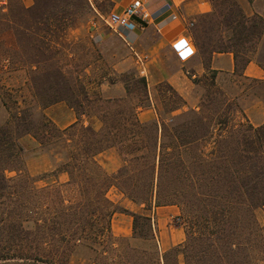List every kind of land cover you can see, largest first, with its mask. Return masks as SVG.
<instances>
[{
    "label": "rangeland",
    "instance_id": "rangeland-1",
    "mask_svg": "<svg viewBox=\"0 0 264 264\" xmlns=\"http://www.w3.org/2000/svg\"><path fill=\"white\" fill-rule=\"evenodd\" d=\"M200 1L206 3L208 12L192 16L184 25L189 38H193L199 46L197 59L204 63L211 55L200 30L199 17L210 13L211 6L207 0ZM236 3L246 16L257 15L264 20V0H252L249 3L246 0H236ZM110 13L111 0H8L6 7L0 11V104L3 109L0 110V146L17 142L21 147V152L13 163L2 162L0 157V168H5L4 180L1 179L0 171V220L9 214L11 218L15 217L12 193L17 177L16 172L10 169H20L34 180V187L41 188L50 174L30 176L25 169V160L39 150L49 155L53 161L60 162L57 156L40 150L33 140L36 146L34 148L29 142L32 139L30 136L17 138L24 129H28L30 133L34 131L41 106L54 98H66L68 104H65L72 105L78 113L96 114L101 105L97 102L100 99L97 90L99 82L119 80L127 87L129 94L122 100L116 99L119 101L115 104H103L110 114L117 109L129 111L138 105L146 108L151 101L158 121L165 124L172 117L171 128L177 129V132L184 130L182 124L190 111L199 118H204L203 125L194 123L190 126L195 140L187 153L180 155L186 162L192 159L187 173L180 168L161 172L162 193L174 195L171 201L179 210L177 220H173L172 224L183 232V241L176 247H183L180 250L187 256L186 262L222 264L233 260L236 264H264L258 261L264 260V246L262 243L258 244L256 229L247 225L242 209L236 207L230 214L224 213L225 216L222 217L226 210L221 198L225 191L221 183L224 162L221 154L217 153H221L222 148L215 147L214 155L209 156L211 143L216 139L211 135L202 138L206 126L210 132L212 129L225 128L222 137L232 132L236 138L237 127L244 124V120L256 127L264 119V83L240 76L245 59L258 58L264 63V42L260 43L257 54L252 51L253 42L246 43L243 49L238 50L233 75L218 77L215 82L207 71L198 78L200 97L196 108L184 110L182 101L165 83H154L149 90L145 85L144 90L138 83L142 77L134 71L121 74L115 72L113 65L116 57L110 50H100L91 34L96 30H109L103 21ZM221 35L223 42L229 37V33ZM117 54L120 55L119 49ZM177 107L179 109L175 110ZM222 111H228L229 117L222 114ZM217 113L220 114L215 121L212 117ZM15 126H18L20 132H16ZM165 130L158 135V144L173 141L168 129ZM146 134L148 142H152L155 133L150 122L146 123ZM185 174L192 180H185ZM176 177L178 179L175 181ZM117 195L119 193L115 189L107 192L108 199L121 211L118 202L115 203ZM37 211L38 208L33 209V214L38 213ZM253 216L256 224L264 227V207L256 210ZM33 217L36 218V215ZM131 225L132 239L118 241L114 253L123 255L128 263L135 261V264H144L147 255L160 258L166 252L159 251L156 231L151 228L150 222L149 228L142 220L133 219ZM27 226L29 230L35 229L33 224L29 223ZM48 252L49 247L39 245V255L43 256ZM85 255L81 253L71 257L68 264H89L93 260L97 264H111L109 256L102 259ZM177 259L178 263L184 264L181 255ZM124 260L118 264H123ZM0 264L43 263L14 259L0 260ZM167 264H174L173 255L168 257Z\"/></svg>",
    "mask_w": 264,
    "mask_h": 264
},
{
    "label": "trees",
    "instance_id": "trees-1",
    "mask_svg": "<svg viewBox=\"0 0 264 264\" xmlns=\"http://www.w3.org/2000/svg\"><path fill=\"white\" fill-rule=\"evenodd\" d=\"M207 1L211 6V12L199 17L201 19L199 26L210 49L209 55L229 53L236 68L238 50L243 49L246 43L253 42V53L259 52L257 49L264 33V20L257 15L246 16L236 0ZM246 1L249 3L252 0ZM221 33H229V37L224 42ZM192 41L198 50V44L193 38ZM248 61L249 58L245 59L241 69ZM257 62L264 69V63L258 58ZM209 72L213 79L214 72ZM262 82L264 83V80ZM138 83L145 90L144 79L140 78ZM124 90L125 97H128L126 86ZM118 101L97 99L101 105L97 108L99 111L92 116L101 123L99 131H93L89 126L80 123L59 130L42 113L31 133L28 129L20 132L18 126H15L16 132H20L18 139L28 135L40 150L58 157L60 160L58 170L64 172L68 180L64 184L36 188L31 177L20 169H10L16 172L17 177L15 190L12 193L15 217L11 218L9 214L0 220V260L68 264L71 257L82 253L102 259L109 256L108 260L111 264L122 263L123 255L114 252L118 247L117 242L126 239L113 238L109 226L113 214L121 213L123 210H117L115 204L108 199L107 192L115 189L123 198L135 205L143 206L145 210L151 207L174 205L171 201L174 195L162 193L161 172L180 168L187 173L192 159L186 162L180 155L186 154L195 140L190 126L194 123L203 125L204 118H199L196 113L190 111L182 124L184 130L177 132V129L171 128L172 117L168 118V123L165 124L160 123L157 117L155 121L150 122L154 127V140L148 142L146 123H139L136 119V113L145 107L138 105L129 111L117 109L110 114L103 106ZM56 102L68 104L66 98H54L43 104L41 110ZM69 107L75 113L87 116L84 112L78 113L72 105ZM177 109L179 108L175 110ZM221 113L229 117L228 111ZM218 114L220 113L213 115L212 119L215 118L216 121ZM244 121V124H239L237 127L236 138L232 132L222 137L225 128L212 129L210 132L207 131V126L202 138L211 135L214 140L216 139L211 143L209 156L214 155L215 147L222 148L221 153L217 152L221 154L224 162V176H221V183L225 191L221 198L226 210L222 217L225 216L224 213L230 214L236 207L241 208V212L247 218V225L256 229L258 244L262 243L264 246V227L258 226L253 218L254 212L264 207V123L253 127L246 120ZM165 128L168 129L173 141L158 144V137L161 131H166ZM107 149H114L121 159V167L112 175H105L94 160L96 155ZM20 152L21 147L17 142L0 146L2 162L13 163ZM0 171L1 179L4 180L5 168H0ZM185 175V180H192L187 174ZM177 179L178 177L175 181ZM172 180L174 181V178ZM215 197L218 198V195ZM35 208H38V213L33 214ZM33 215H36V218ZM131 217L132 224L133 219L142 220L149 228L148 217L136 214ZM29 223L33 224L34 230H29L27 226ZM41 244L49 247V252L43 256L38 253ZM182 248H171L160 258L147 255L144 264H167L171 255L174 264H178L179 255L182 256L184 264H188L187 256L180 250ZM258 261L264 263L262 259ZM89 264L97 263L93 260ZM123 264H135V261L128 263L124 260ZM222 264H236V262L229 260Z\"/></svg>",
    "mask_w": 264,
    "mask_h": 264
},
{
    "label": "crops",
    "instance_id": "crops-1",
    "mask_svg": "<svg viewBox=\"0 0 264 264\" xmlns=\"http://www.w3.org/2000/svg\"><path fill=\"white\" fill-rule=\"evenodd\" d=\"M133 2H139L147 9L152 18L149 23L143 25L132 20L115 32L96 30L91 33L100 50H110V53L116 57L113 69L117 74L134 71L145 80L147 90L154 83H165L182 101L184 110L196 108L197 99L200 97L198 78L205 75L207 71L214 72L215 82L218 77L233 75L234 60L231 54H212L207 62H200L197 59V49L185 29L186 20H190L194 15L208 12L205 2L200 0H111V13H119ZM180 39L190 45L185 55H177L171 49L172 44ZM262 42H264V33ZM116 46L120 55L117 54ZM136 59L139 60L138 64ZM240 76L249 80L263 81L264 69L257 59L250 58L240 70ZM97 90L101 100L125 98L124 84L119 80L101 81ZM0 110H3L1 104ZM41 113L59 130L76 123L89 126L93 131H99L101 128V123L95 116L77 114L64 102L51 104L42 109ZM156 118L157 114L151 101L148 107L136 113L139 123L155 121ZM263 123L264 119L256 126ZM30 140L23 139V141L31 142L35 148L37 144L35 143V146L33 139ZM94 160L105 175H112L121 167V159L114 149L99 153ZM59 165V161H53L49 155L39 150L25 160V169L30 176L53 173L45 179L43 186L64 184L68 180L67 175L58 170ZM116 202L123 212L115 213L111 217L109 232L113 238L132 239L131 215L136 214L150 219L151 228L156 231L155 239L159 251H167L182 243L183 232L178 226L172 224L179 215L176 206L151 207L145 210L143 206L131 203L120 194L116 196Z\"/></svg>",
    "mask_w": 264,
    "mask_h": 264
},
{
    "label": "built area",
    "instance_id": "built-area-1",
    "mask_svg": "<svg viewBox=\"0 0 264 264\" xmlns=\"http://www.w3.org/2000/svg\"><path fill=\"white\" fill-rule=\"evenodd\" d=\"M7 2L8 0H0V11H2L6 7ZM132 20H136L140 24L145 25L149 23L152 18L150 13L142 4H140L139 2H133L119 13H110L103 22L110 31L115 32L118 28L124 27ZM189 47L190 45L187 42H185L183 39H180L172 44L171 49L177 55H185ZM136 62L138 64L139 60L136 59Z\"/></svg>",
    "mask_w": 264,
    "mask_h": 264
}]
</instances>
